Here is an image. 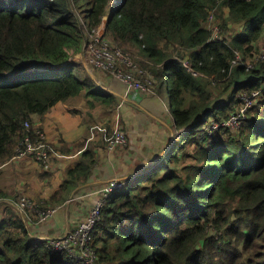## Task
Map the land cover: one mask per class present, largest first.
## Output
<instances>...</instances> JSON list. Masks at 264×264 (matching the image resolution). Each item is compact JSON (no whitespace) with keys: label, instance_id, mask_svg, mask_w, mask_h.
I'll use <instances>...</instances> for the list:
<instances>
[{"label":"trees","instance_id":"trees-1","mask_svg":"<svg viewBox=\"0 0 264 264\" xmlns=\"http://www.w3.org/2000/svg\"><path fill=\"white\" fill-rule=\"evenodd\" d=\"M213 10L225 37L206 25ZM101 25L164 100L166 88L174 134L140 173L127 171L104 200L98 192L97 262L264 264V60L248 58L264 52V0H0V165L36 136L32 117L56 103L80 94L90 106L117 103L71 60ZM253 93L239 128L209 129ZM94 164L86 149L62 186L88 178ZM46 242L18 216L0 220V264H86Z\"/></svg>","mask_w":264,"mask_h":264},{"label":"crops","instance_id":"crops-1","mask_svg":"<svg viewBox=\"0 0 264 264\" xmlns=\"http://www.w3.org/2000/svg\"><path fill=\"white\" fill-rule=\"evenodd\" d=\"M88 72L98 88L113 95L117 103L106 106L95 102L90 106L91 98L83 94L56 103L44 114L32 117L35 126L47 135L51 148L50 168L43 169L30 156L17 155L0 165V187L5 192V197L0 199V220L18 216L23 219L28 233L38 239L58 237L73 229L98 199L100 187L110 180L122 179L131 169L135 170L132 174L140 171L143 168L140 169L135 162L143 152L158 149L161 155L173 139V133L165 137L173 130V122L168 119L153 124V119L157 118L152 116L155 106L150 102L149 94L130 89L105 72ZM99 108L111 112L117 108L121 115L113 112L108 123L100 124L96 119L94 122L98 123L92 124ZM120 124L131 129L127 148L132 154H120L118 149L110 152L105 147L114 127H121ZM135 125L141 130L140 138H137L139 133ZM89 128L91 135L86 133ZM86 149L93 152L95 159L88 178H81L77 185L63 187L67 171L83 158ZM144 162L146 160L143 165L148 164ZM20 197L32 198L44 206L56 208V211L46 222H37L31 212L19 210L17 202Z\"/></svg>","mask_w":264,"mask_h":264},{"label":"built area","instance_id":"built-area-1","mask_svg":"<svg viewBox=\"0 0 264 264\" xmlns=\"http://www.w3.org/2000/svg\"><path fill=\"white\" fill-rule=\"evenodd\" d=\"M212 20L213 13L211 12L207 17V22ZM100 29V27L92 28L86 34L84 53L87 56L88 63L94 68L108 71L114 79L124 83L130 89L137 90L142 94H150L149 82L152 81V79L146 74V71L133 60L129 53L124 52L120 46L110 42V40L104 37ZM217 30L218 32L214 35L212 33V35L220 38L221 27L218 26ZM213 32H216L215 27L213 28ZM257 58L263 61L264 52H261L260 56ZM247 67H251V65L248 64ZM145 76H147L150 81ZM255 94L256 93L251 94V97ZM238 115L239 113H234V115L231 114L227 119L221 120L220 122L211 121L212 123H210L209 129L217 130L220 126L237 129L240 126L238 125ZM223 122H225L226 125ZM24 125L29 131V122L25 121ZM117 130H120V128L118 127ZM34 134L36 135L35 137H32L30 134L24 136L21 143L18 144L16 148L17 156H30L43 169L48 170L51 166V148L47 135L39 128L34 131ZM125 141L124 139V144ZM122 142L121 135L115 131L114 134L108 138V148L113 149L118 145H122ZM121 185V180L116 182V179H113L109 182V185L101 187L99 191L103 193L102 199L104 200L110 190ZM101 203L102 200L99 199L95 206L90 208L87 215L80 220L73 229L67 230L61 236L44 239L47 240L46 247L56 252L65 251L67 255L74 260L83 261L86 264H97L98 257L96 249L92 246V239L93 229L96 222L100 219L99 207ZM17 205L21 212H31L37 222L40 223L46 222L56 211V208L44 206L40 202L28 197H20Z\"/></svg>","mask_w":264,"mask_h":264},{"label":"rangeland","instance_id":"rangeland-1","mask_svg":"<svg viewBox=\"0 0 264 264\" xmlns=\"http://www.w3.org/2000/svg\"><path fill=\"white\" fill-rule=\"evenodd\" d=\"M212 13H213V20L212 21H210V22H207L206 23V25L211 29V31H212V33H213V35L214 34H216L217 32H218V30H217V27L218 26H220L221 27V24H219V22H218V20L217 19H215V13H214V10L212 11ZM209 15H210V13H209ZM208 15V16H209ZM230 25H234V27L235 28H238V24H233V23H230ZM216 28V32L214 33L213 32V28ZM101 29V31L103 32L104 31V27H103V25H101V27H100ZM224 31L223 30H221V33H222V35H223V37H225V34L223 33ZM84 46V45H83ZM261 49H263L262 47H258V50H257V52L256 51H254L253 52V54L250 56V57H248V58H251L253 61H257V55L259 54V52H260V50ZM142 56V53L141 52H139V55H136V56H138V59L139 60H141L142 58H141V56ZM135 56V57H136ZM133 57V56H132ZM71 60L72 61H75L76 63H80V62H82L83 64H84V66H86L87 68H88V70L90 71V72H92V73H94V67L92 66V65H90L89 63H88V60H87V56H86V54H84V52H83V50H82V52H80V53H77V54H73L72 55V57H71ZM134 60V59H133ZM135 61V60H134ZM136 62V61H135ZM141 68H143L145 71H146V74L151 78V72L148 70V69H146V68H144V67H142L141 66V64L139 63V62H136ZM146 78H147V76H145ZM148 79V78H147ZM149 80V79H148ZM150 81V80H149ZM218 84V82H215V84ZM215 84H212L213 86H216ZM166 86V83H164V87ZM149 87H150V91H151V93L149 94V99H150V102H152V103H154V106H155V108L153 109L154 111H152V116H154V117H156L157 119H153V124L154 123H156V124H160L159 122L160 121H167L168 119L171 121V122H173V120H172V118H171V114H170V110H171V107H170V101H169V97H168V93H166V88H164L165 89V95H166V100H164V99H162V98H160L157 94H155V92L153 91V90H151V87H152V85H151V81L149 82ZM257 94V93H256ZM142 95V94H141ZM190 96V95H189ZM189 98H191V96L189 97ZM252 97H251V95L250 94H246V96L244 97V100H245V103L244 104H241L239 107L237 106V108H235V111H234V113H239V115H238V121H239V124L238 125H240V121H242L244 118H245V111H246V109H247V107H249L250 105H251V99ZM100 107V106H99ZM158 110H160L158 113H157V111ZM156 111V112H155ZM113 112L114 113H116V112H118V114H120L121 115V113H120V111L119 110H117V108H115V111H112L111 112V110H107V109H102V108H99V112H98V114H97V117L95 118V119H92V121H91V123L92 122H94L96 119L97 120H99V122H100V124L102 123V124H106V123H108L109 122V120L111 119V117H112V114H113ZM234 113H232V115H234ZM160 114V115H159ZM243 117V118H242ZM239 118H240V120H239ZM242 118V119H241ZM88 119H91L90 117H88ZM102 119V120H101ZM222 120H225V119H222ZM221 121V120H220ZM87 123H88V121H86ZM136 122V121H135ZM227 122V121H226ZM90 123V124H91ZM94 123H98V122H94ZM94 123H92V124H94ZM225 125H226V123L225 122H223ZM89 124V123H88ZM136 124V123H135ZM122 125L123 124H120V126L122 127ZM121 127H119L120 128V130H117V128L118 127H114V130H113V132H112V134L111 135H113L114 134V132L116 131V132H118L120 135H121V137H122V140H123V142L121 143L122 145H118V146H116V147H114L113 149H109L108 148V139H107V141H106V145H105V147H106V149H107V151H110V152H112V151H114L115 149H118L119 150V153L120 154H123V153H127L128 152V148H129V132L131 131V129L130 130H128L127 129V127L125 128H121ZM85 128V127H84ZM135 129L137 130V133H139L138 135H137V138H140V136H141V130H139L140 128L138 127V125H135ZM143 130V129H142ZM88 135H91L90 133H91V131H90V128L88 129V131L86 132ZM142 133H144V130H143V132ZM172 133L174 134V132H173V130L169 133V134H167V136H165V137H169L170 135H172ZM86 134V135H87ZM96 136H97V134H96ZM110 137V136H109ZM108 137V138H109ZM124 139L126 140L125 141V144H124ZM177 140H178V138H177ZM170 144V142L168 143V145ZM168 145H167V147H168ZM128 147V148H127ZM166 147V148H167ZM154 151H156V153H158V149L157 150H155L154 149ZM131 154H132V152L131 151H129ZM128 152V153H129ZM149 155V152H147V153H144L143 152V154L140 156V157H138L137 158V160H136V162H135V164L137 165L138 164V166L139 167H141L142 168V166H143V164H142V162L143 161H145L146 159H147V156ZM159 157H160V155H158ZM144 158H145V160H144ZM151 162L152 161H149L148 163L149 164H147L148 166L151 164ZM147 163V162H146ZM135 165V166H136ZM140 168V169H141ZM142 171V169L139 171H136V173H140ZM136 173H134V174H136ZM117 181H119V179L117 178L116 179V182ZM110 182H111V180H110ZM113 196V192L110 194V198ZM48 223V222H47ZM97 264H99V262H97Z\"/></svg>","mask_w":264,"mask_h":264},{"label":"water","instance_id":"water-1","mask_svg":"<svg viewBox=\"0 0 264 264\" xmlns=\"http://www.w3.org/2000/svg\"><path fill=\"white\" fill-rule=\"evenodd\" d=\"M83 52H85V48L83 49Z\"/></svg>","mask_w":264,"mask_h":264}]
</instances>
